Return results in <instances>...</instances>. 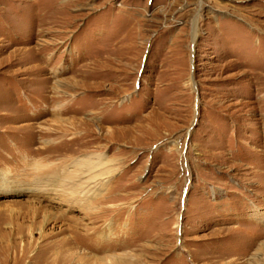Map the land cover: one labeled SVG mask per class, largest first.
Listing matches in <instances>:
<instances>
[{
	"label": "rangeland",
	"instance_id": "1",
	"mask_svg": "<svg viewBox=\"0 0 264 264\" xmlns=\"http://www.w3.org/2000/svg\"><path fill=\"white\" fill-rule=\"evenodd\" d=\"M0 264H264V0H0Z\"/></svg>",
	"mask_w": 264,
	"mask_h": 264
},
{
	"label": "bare ground",
	"instance_id": "2",
	"mask_svg": "<svg viewBox=\"0 0 264 264\" xmlns=\"http://www.w3.org/2000/svg\"><path fill=\"white\" fill-rule=\"evenodd\" d=\"M92 177V176H91ZM94 178V177H93Z\"/></svg>",
	"mask_w": 264,
	"mask_h": 264
}]
</instances>
